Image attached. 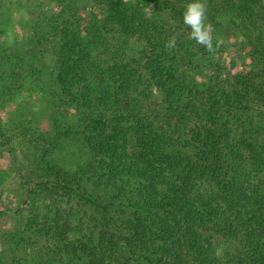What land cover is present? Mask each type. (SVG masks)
<instances>
[{
    "label": "trees",
    "instance_id": "16d2710c",
    "mask_svg": "<svg viewBox=\"0 0 264 264\" xmlns=\"http://www.w3.org/2000/svg\"><path fill=\"white\" fill-rule=\"evenodd\" d=\"M190 2L29 1L27 44L57 49L52 85L70 121L16 133L44 147L22 177L30 209L11 264H264V0H206L212 53L188 38ZM88 4L102 10L81 24ZM237 32L249 70L216 59ZM23 61L0 68V102L27 91L38 68ZM63 137L89 154L75 171L48 158Z\"/></svg>",
    "mask_w": 264,
    "mask_h": 264
},
{
    "label": "rangeland",
    "instance_id": "374dc122",
    "mask_svg": "<svg viewBox=\"0 0 264 264\" xmlns=\"http://www.w3.org/2000/svg\"><path fill=\"white\" fill-rule=\"evenodd\" d=\"M29 1L7 0V4L0 8V14L10 20L7 22L8 26L3 28L5 34L1 35L0 42L4 39L3 41H7L10 46L6 48V52L5 48L0 46V68L10 74L22 65V60L25 64L38 68L37 72L29 76L30 79H26L23 87L27 91H18L12 99L0 102V118L8 135L7 139L0 138V249L2 251L5 249L3 253H0V259H2L0 264H11L14 261L12 254L5 253L6 249L11 247L8 241L11 237L16 240L22 236L21 227L25 224L30 209L25 204L22 177L29 172V161L34 155L33 147L38 151L41 150L40 147H44L42 144L32 143L29 139L19 138V134H16L20 131L19 126L34 127L43 134H53L55 120H58L60 126H65L70 121L66 111L62 108L63 104L60 101L62 99L57 93V88L52 85L54 79L51 72L55 70L57 49L47 48L46 50V47L39 48V46L27 44L32 27L31 18L27 15V11L31 9L27 6ZM54 6L55 3H51L49 8L52 9ZM101 10V7L94 5L90 7L88 4L85 12L79 14L81 24L87 23L92 14H97ZM239 34L237 32L226 40H220L222 52L216 59L226 64L233 63L230 68L233 67L234 71L249 70L253 65L249 56L250 48L239 37ZM114 44L115 41L112 45ZM29 49L31 53H27ZM34 50L38 53L33 52ZM112 51L118 52L117 49H111L109 54ZM133 53V50L130 51L128 47L126 56H131ZM8 86L9 83L6 84V87ZM55 93L57 95L54 97ZM260 121L264 124V118ZM51 151L48 158L70 171L77 170L89 158L81 140L75 137H63L58 142H54ZM88 189L91 191V188L88 187ZM95 193L103 192L96 191ZM228 247L229 242L220 239L216 251L222 254L227 251ZM28 264H34V262L30 260Z\"/></svg>",
    "mask_w": 264,
    "mask_h": 264
},
{
    "label": "clouds",
    "instance_id": "9594fccd",
    "mask_svg": "<svg viewBox=\"0 0 264 264\" xmlns=\"http://www.w3.org/2000/svg\"><path fill=\"white\" fill-rule=\"evenodd\" d=\"M207 21V3L206 0H192L184 6L182 13V22L187 29L188 38L197 45L202 46L206 51L212 53L215 51L212 37V26ZM175 39H169L165 44L167 50L175 49Z\"/></svg>",
    "mask_w": 264,
    "mask_h": 264
}]
</instances>
